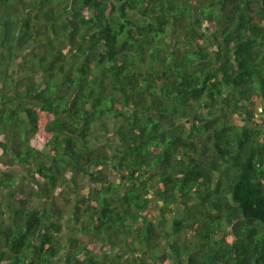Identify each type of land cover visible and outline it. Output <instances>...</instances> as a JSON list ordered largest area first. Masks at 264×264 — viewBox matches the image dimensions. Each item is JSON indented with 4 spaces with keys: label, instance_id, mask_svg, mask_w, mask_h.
Segmentation results:
<instances>
[{
    "label": "trees",
    "instance_id": "1",
    "mask_svg": "<svg viewBox=\"0 0 264 264\" xmlns=\"http://www.w3.org/2000/svg\"><path fill=\"white\" fill-rule=\"evenodd\" d=\"M0 264H264V0H0Z\"/></svg>",
    "mask_w": 264,
    "mask_h": 264
},
{
    "label": "rangeland",
    "instance_id": "2",
    "mask_svg": "<svg viewBox=\"0 0 264 264\" xmlns=\"http://www.w3.org/2000/svg\"><path fill=\"white\" fill-rule=\"evenodd\" d=\"M208 25H206L207 27ZM112 120H114V118L110 117L109 118V122H111L110 128H114V123L112 122ZM237 122L239 121L238 118L235 119ZM97 134H94L90 141L91 144L94 146L97 145H104L107 146L109 149L111 148V146H114L116 144V142H118V137L115 136V134L113 132H109L108 135H101L98 132H96ZM106 147V148H107ZM157 211H154V214H156Z\"/></svg>",
    "mask_w": 264,
    "mask_h": 264
}]
</instances>
